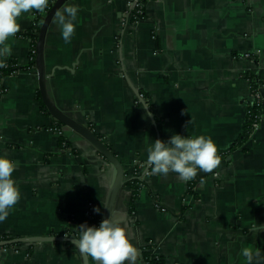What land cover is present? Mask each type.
I'll use <instances>...</instances> for the list:
<instances>
[{
	"label": "crops",
	"instance_id": "crops-1",
	"mask_svg": "<svg viewBox=\"0 0 264 264\" xmlns=\"http://www.w3.org/2000/svg\"><path fill=\"white\" fill-rule=\"evenodd\" d=\"M130 1L67 0L79 6L74 36L65 43L53 18L45 64L56 105L101 138L125 178L141 172L132 212L129 187L118 202L138 249L135 264H144L148 244L163 264H246L243 248L258 251L254 264H264V114L252 137L213 170L217 179L190 187L176 173L153 174L146 146L157 125L129 84L161 122V140L204 135L218 152L227 150L246 121L249 76L262 82L264 98V0H148L143 17L127 23ZM32 22L31 14L20 18L6 59L19 70L0 80V155L17 162L21 192L0 237L78 238L91 215L100 220L110 172L73 133L63 131L68 145H59L54 119L36 99L37 71L24 68L33 50L23 33ZM0 264L82 262L74 245L42 242L0 248Z\"/></svg>",
	"mask_w": 264,
	"mask_h": 264
},
{
	"label": "clouds",
	"instance_id": "clouds-1",
	"mask_svg": "<svg viewBox=\"0 0 264 264\" xmlns=\"http://www.w3.org/2000/svg\"><path fill=\"white\" fill-rule=\"evenodd\" d=\"M49 7V0H0V68L6 67V59L11 55L10 39L21 28L19 20L25 14L44 12ZM79 6L68 4L57 10L54 23L60 26L65 43H70L78 22ZM149 115L151 113H148ZM147 161L153 174L167 176L176 173L181 180L188 181L196 177L198 171L211 172L218 167L221 157L218 148L210 136H186L174 134L167 140L155 139L146 146ZM17 162L0 155V222L21 199V192L13 173ZM95 213L100 208L94 207ZM79 236L73 239L79 252L90 256L96 264H135L137 247L130 240L127 229L112 214L99 225L89 226L86 222L78 227ZM246 264H254V252L243 248L241 252Z\"/></svg>",
	"mask_w": 264,
	"mask_h": 264
},
{
	"label": "water",
	"instance_id": "water-1",
	"mask_svg": "<svg viewBox=\"0 0 264 264\" xmlns=\"http://www.w3.org/2000/svg\"><path fill=\"white\" fill-rule=\"evenodd\" d=\"M64 4H65V0H54V2L50 5V8L46 12V14L42 16L41 19V23L37 33V39L35 42V48H34V54H35L34 62H35V69L37 71L38 91L40 93V97L44 105V109L48 111L49 115L56 121V123L61 125V130L64 132H71L74 135L78 136L87 145L92 147L95 150V152L98 153L102 157V159L107 163V169L110 172V179H109L108 188L105 195L103 210L99 223L102 220L108 218L110 214H112L113 218L121 221L122 214L118 209V202L126 182L125 171L123 169L121 162L98 135H96L89 127L78 122L73 117L68 115L66 112L61 110L52 100L49 94L47 82L50 77V74L47 73L46 64H45L46 35L49 26L55 16L56 11L61 9ZM129 84L134 89V92L141 99V102L147 109V112L151 113L148 110L146 103L140 97L139 91L135 89L131 83ZM149 117L156 127V123L152 114H150ZM156 134H157V139H160V133L158 130H156ZM75 238L77 237L71 235L69 236L45 235V236H19V237L10 236L6 239L0 238V248L8 247L15 244H23V243L33 244V243H42V242H62V243H70L76 246L74 244L75 241H73V239ZM80 256H81L82 264H96L94 260L93 262L91 261L90 256H86L82 253H80Z\"/></svg>",
	"mask_w": 264,
	"mask_h": 264
},
{
	"label": "trees",
	"instance_id": "trees-1",
	"mask_svg": "<svg viewBox=\"0 0 264 264\" xmlns=\"http://www.w3.org/2000/svg\"><path fill=\"white\" fill-rule=\"evenodd\" d=\"M133 17L131 18L132 20L135 19V17L137 16L134 12L132 13ZM41 19L42 16L37 12L35 13V18H33V22L31 24V26L23 33L24 36L28 37L31 40V50H33L30 53V61L28 63L26 67H35V62H34V48H35V42L37 39V33L39 30V26L41 23ZM6 67L4 68H0V80L9 75L12 74L14 72H16L17 70H19V67L15 66L13 61L9 59V61L6 63ZM248 78H252V76H249ZM251 89H255L256 88V83H251ZM3 93V88L1 86L0 83V95ZM36 99L40 104V108L43 110V113L46 115H49L48 111L44 109V105L41 101V97H40V93L37 90L36 92ZM252 109V114H261L264 112V104H262L261 106H256L255 104L252 105V107L250 108ZM252 118L251 117H246V121L243 125V129L242 132L240 134V136L237 138V140L225 151H219V155L221 157V160L225 159V157L233 150H235L236 148H240L242 147L250 138V133H251V122H252ZM156 125H157V129L160 133L161 131V122L159 120H156ZM53 128L59 133V145H68V141L65 140L64 135H63V131L61 130V125L56 123V121L54 120V124H53ZM196 177L189 180V185L190 187L192 185L195 184L196 182ZM142 185V179H141V172L139 171H134V173L126 178V182H125V186L129 187V189L132 191L131 194V200H130V208L129 211L132 212L133 209V201L135 200L138 190ZM88 225L92 226V225H99V219L94 217V215H91L90 218L88 219ZM10 236H2L0 238L6 239ZM70 244V243H68ZM20 244H15V245H11L8 247H12V246H18ZM146 248V247H145ZM142 258H143V263L144 264H162L163 260L159 257V258H155V256L149 251L148 248H146L145 250L142 251Z\"/></svg>",
	"mask_w": 264,
	"mask_h": 264
},
{
	"label": "built area",
	"instance_id": "built-area-1",
	"mask_svg": "<svg viewBox=\"0 0 264 264\" xmlns=\"http://www.w3.org/2000/svg\"><path fill=\"white\" fill-rule=\"evenodd\" d=\"M146 1H148V0H132V1H130V10L126 14V20H124V21H126L128 23L129 21L136 22L139 19H141L144 15L143 7H144V3ZM133 12L137 15L134 20L131 19L133 17V14H132ZM248 80H249L250 84L253 82L256 83V88L251 89L249 99L247 102L248 103L247 117H251L253 119L251 122V133H250V138H251L252 135L259 128L260 121L262 119L264 112L261 114H252V112H251L252 109H250V108L252 107L253 104H255L256 106H261L262 104H264V98H263L262 93H261V89L263 86L262 82L258 78H254V77H252L251 79L249 78ZM209 176H211L215 179L218 178L217 172L212 171L210 173V175H199V176L196 175V180L197 181H204ZM145 247L149 249V251L155 256V258H159L150 249L151 245L148 244V245H145ZM5 248H7V247H4L2 249H5ZM146 248H144L143 250H145Z\"/></svg>",
	"mask_w": 264,
	"mask_h": 264
}]
</instances>
